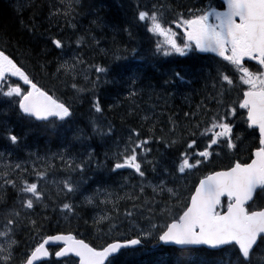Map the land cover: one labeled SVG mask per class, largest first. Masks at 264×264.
<instances>
[{
	"label": "snow or ice",
	"instance_id": "6c2138e0",
	"mask_svg": "<svg viewBox=\"0 0 264 264\" xmlns=\"http://www.w3.org/2000/svg\"><path fill=\"white\" fill-rule=\"evenodd\" d=\"M201 3L203 4V0ZM79 5L80 0H39L32 4L36 9L32 19L28 24L23 21L21 24L27 31L35 34L43 26L42 21L37 24V19L47 8L48 26L40 35L50 33L54 26L60 35L49 36L47 43L63 53L68 47L63 33L67 28H77L73 20ZM220 7L223 10H218L213 6L212 0H208L204 6L190 7L186 12H177L175 18L170 19L166 16L165 5L158 7L153 3L149 6L138 0L131 20L127 21L146 28L148 33L158 38L152 50L153 56L168 57L178 54L186 57L193 54V63L183 71L173 70L170 77L164 80L163 86H190L206 73L211 76L210 65H198L195 62L199 59L195 56L196 53H214L221 61L226 62H217L215 76L212 77V87H218L217 96L220 99L217 100V110L211 115L206 106L201 104L197 105L196 111L184 113L187 123L183 125L170 118L171 127L167 133L160 129L161 134L157 135L153 124L149 128V135L142 138L141 131L131 128L123 149L112 154L116 162L109 172L113 174L119 169L128 168L143 178L146 166L150 165L153 172L159 169V183L149 185L153 191L151 198L143 197V184L140 185L139 194L126 193L124 197H120L97 187L93 195L84 196V203L93 205L96 197L103 194L105 201L101 203H112L117 214L120 199L132 200V210L125 211V218L134 222L135 216L139 215L147 222L146 226L136 225L138 234L133 238H114L111 235L117 230V225L111 223L114 217L107 214L94 217L95 226L105 220L110 222L108 232L100 237L103 243L99 246L78 239L72 232L42 235V221L49 218L40 217L37 208L47 209L50 205L58 204L65 216L77 215L76 205L70 198L77 194L83 195L86 191L83 186L88 181L84 177L91 167L95 149L91 144H82L86 155L78 159L71 155L72 145L69 142L63 151L54 154L52 158L37 157V160L43 161L39 168L35 161L31 168L27 162H17L5 165L6 170L0 172V264H42L45 258L53 255L49 245L57 243L63 246L54 252V256L69 258L68 264H76L73 257L78 258V264H118L123 250L140 247L150 240L175 246L174 264H192L186 254L198 250L197 246H207V249L223 253L222 256L201 261L200 264H264V0H223ZM121 30L127 32L130 39L133 38L129 27ZM92 39L95 40V37ZM68 40H71V36ZM84 43L83 36L75 39L78 47ZM0 45V130L5 133L10 144L19 147L22 142V137L14 134L5 119L12 112L22 121L41 122L53 133H58L65 125H71L75 120V109L70 103L62 101L39 85L24 61L8 51L11 38L4 29H0ZM17 51L20 56L31 55L19 49ZM123 51L129 50L125 48ZM131 52L135 56L138 49L133 48ZM113 57V65L90 64L85 70L81 67L85 63L83 57L73 55L60 62L53 75L59 79V74L62 73L63 82L67 84L70 81L77 94L84 92L87 87L91 94L90 111L94 116H103L105 109L97 94V89L102 84H127V99L130 100L138 94L135 90L140 79L138 72L125 78L127 73L132 72V68L119 62L126 57L121 54L120 49H116ZM246 60L255 61L257 70L250 71L245 66ZM37 63L41 70L47 67L39 61ZM93 71L95 79L91 78ZM79 76H83L86 87L78 85ZM110 76L112 79H108ZM13 77L27 88L12 82ZM231 91L237 92V98L231 102L225 101L224 96ZM109 107L116 108L117 105ZM238 109L246 112L244 123L248 129L253 130L249 135H254L258 130V143L248 148L247 158L232 159L227 166L216 170L214 161L221 153L227 155L228 152H239L246 138L243 133L235 131L234 118L238 114L243 116V113H238ZM89 124L92 135L99 136L102 141L106 142L115 136L112 121H106L101 126L93 118ZM244 131L247 132V129ZM197 136L200 140H206L203 148L200 147ZM86 138L91 137L83 128L75 129L73 140L82 142ZM116 143L119 144V141ZM151 143L162 145L166 152L175 149L178 155L169 159L166 152H159L157 149L160 158L149 160L147 156L152 151ZM217 148L219 151H216ZM8 155L11 156V153ZM57 157L62 169L69 174L63 179L49 181V170L55 167L51 161ZM105 157L107 159V152ZM96 167L103 168L104 164L97 160ZM201 169L204 172L198 182L192 184L194 191L190 190L188 197H183L178 188L168 187L166 177L186 180L189 174ZM72 173H79L81 179L73 180ZM33 176L35 179H30ZM92 182L102 185L104 178L101 175ZM50 185L55 187V192ZM9 190L16 193L15 198L9 197ZM113 196L115 200L112 199ZM172 200L179 206L178 212H173L169 206V201ZM84 223L87 225L86 220ZM21 231L27 233V239L23 242L17 238Z\"/></svg>",
	"mask_w": 264,
	"mask_h": 264
},
{
	"label": "trees",
	"instance_id": "16d2710c",
	"mask_svg": "<svg viewBox=\"0 0 264 264\" xmlns=\"http://www.w3.org/2000/svg\"><path fill=\"white\" fill-rule=\"evenodd\" d=\"M36 2H39V0H0V29L6 30L11 38V46L8 47V51L15 53L18 59L24 61L26 67L39 85L44 86L50 93L55 94L63 101L72 105L76 111L75 120L71 125H65L58 133H53L50 128L46 129L41 122L22 121L15 112H12L5 119L7 120L8 126L14 130V134H18L22 137V142L19 147L12 146L6 139L5 133L0 130V153H10L9 151H11V153H15L17 156L24 157L25 151L29 150V152L38 151L43 155L50 156L51 153L61 152L57 149L59 143L67 145L69 142L73 144V147L78 146L83 150H85V147H82V144L84 146L91 144L98 148L101 147L103 153L100 154L95 152L91 167L86 171L84 179L88 182L83 186L86 191L83 195L77 194L70 198L71 202L76 205L75 212L77 215L68 214L65 216L62 214L58 204L50 205L47 209L37 208V213L40 217L49 218L48 220L42 221L44 224L42 235L72 232L78 237L87 240L92 245L99 246L103 243V239L100 237L108 232L110 222L105 220L102 221L100 225L95 226L93 224V218H99L107 214L114 217L111 223L117 225V230L112 232L111 235L114 238H129L136 233V225L146 226L147 224L144 218L139 215L135 216L134 222L125 218V211L132 210V200L120 199L117 203V214V212L113 210L112 203H101V201H105V196L103 194L96 197L93 205L84 203V196L93 195L97 187H101V191L107 189L108 191L118 194L120 197H124L126 193L139 194L141 184L144 185L143 197L151 198L153 196L152 187L149 186V183L154 182L155 185L159 183L161 178L159 169L153 172L150 165L146 166L145 176L143 178L139 177L132 169L128 168L119 169L116 174H113L109 172V169L115 163L112 154L123 149L124 143L127 141L128 130L131 128L141 131L142 138H146L149 135V128L152 127L153 124H155L154 130L156 134L160 135V129H163L164 132L167 133L168 129L171 127L169 123L170 118L182 125L187 123L184 113L196 111L197 105L199 104L197 103L198 99L195 98L193 102L189 100V103L182 98L184 94L182 90H188L187 87L183 84L163 86V82L170 77L173 70L183 71L187 66L192 64V56L184 58L172 56L164 57L160 55L153 56L152 50L155 48L158 38L149 33L152 40L147 42L143 27H137L127 23V21L131 20L134 11L132 0H80L77 11H79L78 15L82 18L83 22L81 23V21L76 18L73 23L77 25V28L75 30L70 28L65 29L63 38L68 41V47L65 49V52L61 53L47 43L49 36L60 35L54 26L50 33L40 35V33L44 32L45 27L48 26V21L46 19L47 8L43 10V15L37 19V24H40L42 21L43 26L39 27L35 34L27 31L24 25L21 24V21H23L24 24H28L32 19L36 12L32 4ZM88 20L91 22L89 26L93 27L95 33L101 37L102 43L99 44L100 49L93 58L88 55H86V58H83L85 61V68L83 65H81V67L87 70L90 64L101 66L113 65L115 63L113 53L116 49H120L121 54L126 57V59L121 60L119 63L132 68V72L127 73L125 78L132 75L133 72H138L140 76L135 87L138 94L131 100L124 97L125 92L128 91L127 84H117L118 88L112 92H110V90L114 88L112 85L107 86L102 84L100 88L97 89V94L105 109L103 116H100V114H95L94 116L90 111L89 100L91 99V94L87 90L86 81L83 76H79L77 81L78 85L86 87V90L77 94L75 90L72 89L70 81L67 84L63 82L64 77L62 73L59 74V79L53 75L56 73L57 66L61 61L70 59L73 56V54H69L72 51L89 52L90 47H87V45L92 42L90 35L88 32L78 34L76 31L77 29L78 31H82L83 27L86 25L84 22ZM93 21H97V23H93ZM123 27H129L131 29L133 33L132 39L129 38L127 32L121 30ZM96 28H98V30ZM69 36H71V40H68ZM79 36L85 38V43L78 47L75 44V39ZM125 48L129 51L124 52L123 49ZM133 48L141 51V62L133 61V58L139 57L138 55L134 56L132 54L131 49ZM17 49L25 53H30L31 55L20 56ZM45 49L48 51L45 52ZM101 49L104 51H101ZM196 57H199V59L195 61L198 65L211 66V76L214 77L217 64L214 57H202L200 55H196ZM170 59H173L171 62L172 64L168 63ZM37 61H39L40 64H46L47 67L41 70ZM204 77H208L207 73ZM204 77L199 79V82L201 80L203 83L201 84L200 82L196 84V89H192V91L198 93V96L202 95L203 97L211 92L209 90V79H204ZM91 78L95 79V73L91 74ZM111 78L110 76L109 79ZM11 80L12 82L18 83L14 79ZM123 85L126 87H123ZM149 85H151V87H149ZM21 86L27 88L26 85L21 84ZM118 92L119 95H117ZM77 96H81V101H83L82 103L80 101L81 105L77 104ZM167 100H171L170 106H167ZM110 104H115L117 107L110 109ZM155 109L159 110L154 111ZM206 109L210 110L208 106H206ZM145 117L148 119L145 120ZM93 118L97 119L101 126H103L106 121H112L115 126V136L111 140L105 142L102 141L99 136L92 135L89 121ZM193 123H195V121H193ZM76 128H83L91 138H86L82 142L73 140V134ZM116 141H119V144H117ZM204 141L206 143V140ZM49 145H53V147L47 152L45 150ZM45 146H47V148L44 150L42 147ZM150 147L152 151L147 156L149 160H153L154 158L159 159V152H166L162 145L158 143H151ZM157 149H159V152H157ZM106 152L108 153L107 159L105 157ZM85 155L79 156L83 157ZM176 155H178V153L175 149L166 152V157L169 159ZM97 160L104 164L103 168L96 167ZM228 160L229 159L222 163L220 158H217L214 161V167H225L226 165L224 164L228 162ZM52 164L58 166V169L63 170L66 175L69 174L59 166L60 160L55 159ZM203 172L204 169H201L192 174L191 178H188L190 186L184 189L183 187L186 185L185 181L180 180V178L174 179L173 177H166L169 181L168 187L178 188L182 192L183 197H188L190 195V190H193L192 184L198 182V178ZM49 173L55 178L61 179L59 174L55 171L49 170ZM101 175L104 178V183L102 185H97L92 182L93 179ZM72 178L73 180H80L81 176L79 173H72ZM173 180L177 181L173 182ZM133 186L135 187L133 188ZM50 187L53 192L56 191L54 186L50 185ZM8 195L11 198H15L12 190H9ZM112 199L115 200V196H113ZM9 204H11V199H9ZM169 206L172 208L173 212H178L180 210L175 200L169 201ZM117 215L118 218H116ZM34 218L37 217L34 216ZM85 220L87 221V225L84 223ZM17 238L23 242L27 239V233L21 231ZM157 242L156 240H150L147 241L144 246L124 250L123 254L118 258V264H174L175 254L173 250L175 247L160 246L157 245ZM197 249L198 250L186 254L190 257L192 264H200L201 261L212 260L223 255V253L208 250L203 247ZM68 260L69 258L59 261V264H68ZM42 264H58V260L52 258Z\"/></svg>",
	"mask_w": 264,
	"mask_h": 264
},
{
	"label": "bare ground",
	"instance_id": "6f19581e",
	"mask_svg": "<svg viewBox=\"0 0 264 264\" xmlns=\"http://www.w3.org/2000/svg\"><path fill=\"white\" fill-rule=\"evenodd\" d=\"M133 1V8L135 9V5H136V3L138 2V0H132ZM143 0H139V2L140 3H143L142 2ZM146 1V0H145ZM161 1V5H167V4H169L170 5V0H160ZM173 1H180V0H172V2ZM84 3V2H83ZM87 4V3H86ZM94 4V3H93ZM96 5V4H95ZM94 5V6H95ZM99 5V4H98ZM85 6V5H84ZM83 6V7H84ZM89 6V5H88ZM93 6V7H94ZM82 7V8H83ZM87 8V7H86ZM89 8V7H88ZM95 8V7H94ZM89 11V10H88ZM87 11V12H88ZM85 12V11H84ZM78 13H79V11H77V14L75 15V18H74V20H76V18H78L80 21H81V23L83 22V20H82V18L81 17H79V15H78ZM90 13V12H89ZM109 13V12H108ZM74 20H73V22H74ZM76 22V21H75ZM85 24H86V29L84 30V31H86V30H88V29H92V31H94L93 29V27H91V26H89L90 24H91V22H87V21H85L84 22ZM144 28V27H143ZM97 30H98V28H96ZM77 32H79V33H83L84 31H78V29L76 30ZM144 31H145V33H146V40H147V42H149V41H151V39H150V35H149V33L146 31V28H144ZM95 32V31H94ZM96 36H97V38L95 39V40H93L92 38H91V43H87L88 45H87V47H90L91 45H95V47L94 48H96V52H98V50L99 49H97V44H99V43H102V41H101V37H99L98 36V34H96ZM103 38V37H102ZM106 38V37H105ZM91 50V48L89 49V51ZM154 50V49H153ZM139 57H136V58H139V60L141 61L142 60V58H141V51L140 50H138V54H137ZM90 56V55H89ZM95 55H93V56H90L91 58H93ZM218 62V61H217ZM83 66H84V68H85V64H83ZM86 70V69H85ZM92 73H94V71L92 72ZM208 76V75H207ZM212 77L213 76H208V77H204V79H209V90L211 91L210 93H208V95L207 96H205V97H203L202 95L201 96H198V93H196L195 91H192V89H196V84H198V83H200L201 82V80H200V82H199V80H197L195 83H193L192 85H190V86H185V87H187V89L188 90H182V92L184 93L183 95H182V98H184L185 99V101H188L189 103H190V101L191 102H193V100L195 99V98H197L198 100H197V103H199L198 105H201V104H204V105H206V106H208L209 107V115H211L212 114V112H214L215 110H217V108H218V104H217V100L218 99H220V97H218L217 96V91H218V88L217 89H213V87H212ZM108 79H109V77H108ZM112 79V78H111ZM118 79V78H117ZM203 82H201V84H202ZM108 85H112L114 88H113V90H110V92H112V91H114L115 89H117L118 88V85L117 84H108ZM107 85V86H108ZM123 87H126L125 85H123ZM127 87H129V86H127ZM109 88V87H108ZM50 93V92H49ZM50 94H53V93H50ZM124 94V93H123ZM53 95H55V94H53ZM56 96V95H55ZM127 96H128V91L127 92H125V94H124V97H126L127 98ZM209 98V99H208ZM62 100V99H61ZM190 100V101H189ZM63 101V100H62ZM76 101H77V104L78 105H80V99H76ZM109 104V103H108ZM166 104H167V106H170L171 105V100H167V102H166ZM111 105V104H110ZM80 107V106H79ZM110 108V107H109ZM110 109H112V108H110ZM159 109H155L154 111H158ZM128 112V111H127ZM198 138V140H200V138H199V136L197 137ZM203 142H204V140H200V147H202L203 146ZM48 145V144H47ZM68 145V144H67ZM67 145H62V144H58V146H57V149L59 150V151H63V149H64V147L65 146H67ZM71 149H70V152H71V155H73V156H76L78 159H81V158H84V156L82 157H80L79 155H85L86 154V152H85V150H83V149H80L78 146H74L73 147V144L71 143ZM52 147H53V145H49L48 146V148H47V146H45V147H42L45 151H47V152H49L51 149H52ZM94 149H95V152H97V153H100V154H102L103 153V149L100 147V148H98V147H95V145H93L92 146ZM122 150V149H121ZM244 150L245 149H241L240 151H239V153H243L244 152ZM10 153H11V151H9ZM37 152V151H36ZM40 153V152H39ZM57 153H60V152H54V153H51V155L50 156H47V155H43L42 153V155H43V157L44 158H46V157H48V158H52L53 156H54V154H57ZM31 154H33V152H29V150H26L25 151V155H24V157H22V156H17L16 155V159H15V161H22V160H24L25 158H26V156L27 155H31ZM11 155H15V153H11ZM55 159H57V160H59L58 159V157L57 158H55ZM55 159H52V163L54 162V160ZM227 160V155H225V153H221V155H220V161L223 163V162H225ZM116 162V161H115ZM53 165H55V164H53ZM59 166L60 167H62L61 166V162H60V164H59ZM56 169H58V166H56L55 165V167L54 168H52V169H50V170H53V171H55ZM59 172H60V175H61V179H63L64 177H66L67 175L63 172V170H60L59 169ZM52 180H54V177L52 176L51 177V179H50V181H52ZM180 180H183V179H181L180 178ZM150 181H152V180H150ZM175 182L177 181V180H174ZM0 183H2V180H0ZM150 183H154V182H150ZM149 183V184H150ZM155 184V183H154ZM184 185V184H183ZM190 186V183H189V185H188V187ZM187 187V188H188ZM184 188H186V185H184V187H183V189ZM13 192V195H14V191H12ZM12 202V201H11ZM57 234V233H56ZM75 234V233H74ZM138 233H137V231H136V233H134L133 235H131L129 238H133L134 236H136ZM51 235H55V234H51ZM76 235V234H75ZM80 238V237H79ZM82 239V238H81ZM121 239H124V238H121ZM144 245H146V242L142 245V246H144ZM157 245H160V246H165V247H170L169 245H163V244H160L159 242H157ZM141 247V246H140ZM138 248V247H137ZM125 250H128V249H125ZM124 251V250H123ZM73 259L76 261V263L78 264V258H75V257H73ZM44 263V262H43Z\"/></svg>",
	"mask_w": 264,
	"mask_h": 264
},
{
	"label": "flooded vegetation",
	"instance_id": "af4514ba",
	"mask_svg": "<svg viewBox=\"0 0 264 264\" xmlns=\"http://www.w3.org/2000/svg\"><path fill=\"white\" fill-rule=\"evenodd\" d=\"M208 0H203V4L201 3V0H180V1H173L170 0V17L175 18V14L177 12H186V10L190 7H202L204 4H207ZM213 6L217 7L218 10H223L222 7H220L223 4V0H212ZM226 7V5H224ZM218 57V56H215ZM219 58V57H218ZM221 59V58H219ZM222 63H226L223 62ZM245 66L249 67L250 71H256L257 67L255 66V61H245ZM237 82H238V74H237ZM218 88V87H217ZM237 98V92L231 91L230 94H227L224 96V100L231 102L232 100H235ZM238 113H243V116L239 115L234 118L233 123L236 125L235 131L237 133H243L246 137L243 141V144L241 145V149H245L243 153L237 152V155L241 154V157L247 158L249 155L248 148L258 143V130H256L254 135H249V133H252V129L247 128V124L244 123V117H246V112L244 110H239ZM247 129V132L244 130Z\"/></svg>",
	"mask_w": 264,
	"mask_h": 264
},
{
	"label": "rangeland",
	"instance_id": "374dc122",
	"mask_svg": "<svg viewBox=\"0 0 264 264\" xmlns=\"http://www.w3.org/2000/svg\"><path fill=\"white\" fill-rule=\"evenodd\" d=\"M143 2V4H147V5H149V6H151V4H153V3H155V4H157V6L159 7L162 3H161V1L160 0H143L142 1ZM165 5V4H164ZM165 8H166V15H169L170 14V5L169 4H167V5H165ZM126 18V17H125ZM87 22H89V20L87 21ZM85 25V24H84ZM86 29V25L83 27V29H82V31H84ZM84 32H88V34L90 35V37L92 38L93 36L95 37V39L97 38V36H96V33L94 32V31H92V29H88V30H86V31H84ZM78 34H81V33H79V32H77ZM150 39L152 40V38H151V36H150ZM100 44V43H99ZM99 44H97V49H100L99 48ZM96 45V44H95ZM95 45H91L90 46V48H91V50L89 51V52H86V53H83L82 51H72L71 53H69V54H73V55H79V56H82L83 58H86V55H90V56H93V55H96V48H94L95 47ZM104 48V47H103ZM68 60V59H67ZM62 62V61H61ZM81 77V76H80ZM79 78V77H78ZM83 98V97H82ZM76 99H80V100H82L81 99V96H77L76 97ZM83 101H81V103H82ZM81 103H80V105H81ZM33 154H35V155H27L26 156V158L24 159V160H22V161H15V159H16V155H11V157L10 158H0V172H3V171H5L6 169H5V165H14L15 163H17V162H27V164H28V167L29 168H31V166H32V163H33V161H35L36 162V166H37V168H39L40 167V165L43 163V161L42 160H37V157H41V158H44L43 157V155L41 154V153H39L38 151L37 152H33ZM46 158H48V157H46ZM55 172L56 173H58L59 174V176H60V178H61V175H60V172H59V169H56L55 170ZM53 175L52 174H50V173H48V180L50 181V179H51V177H52ZM54 177V176H53ZM30 179H35V177L33 176V177H31ZM54 179L55 180H60V179H57V178H55L54 177ZM183 181H185L186 182V185H188L189 184V180H188V177H187V179L185 180V179H183ZM149 185H155L154 183H150ZM188 186H186V188H187ZM15 195H16V193H14V197H15Z\"/></svg>",
	"mask_w": 264,
	"mask_h": 264
},
{
	"label": "water",
	"instance_id": "95a60500",
	"mask_svg": "<svg viewBox=\"0 0 264 264\" xmlns=\"http://www.w3.org/2000/svg\"><path fill=\"white\" fill-rule=\"evenodd\" d=\"M15 78V77H14ZM58 244H61V243H57V244H53V245H58ZM207 247V246H206ZM49 258V257H48ZM48 258H45V259H48ZM58 259H61V258H58Z\"/></svg>",
	"mask_w": 264,
	"mask_h": 264
}]
</instances>
